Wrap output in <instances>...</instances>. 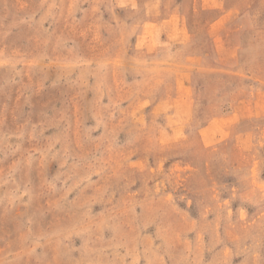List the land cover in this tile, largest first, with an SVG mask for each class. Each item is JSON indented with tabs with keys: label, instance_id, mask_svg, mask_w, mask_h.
Masks as SVG:
<instances>
[{
	"label": "rangeland",
	"instance_id": "374dc122",
	"mask_svg": "<svg viewBox=\"0 0 264 264\" xmlns=\"http://www.w3.org/2000/svg\"><path fill=\"white\" fill-rule=\"evenodd\" d=\"M0 264H264V0H0Z\"/></svg>",
	"mask_w": 264,
	"mask_h": 264
}]
</instances>
